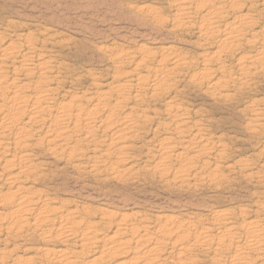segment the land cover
<instances>
[{
  "label": "rangeland",
  "instance_id": "374dc122",
  "mask_svg": "<svg viewBox=\"0 0 264 264\" xmlns=\"http://www.w3.org/2000/svg\"><path fill=\"white\" fill-rule=\"evenodd\" d=\"M0 264H264V0H0Z\"/></svg>",
  "mask_w": 264,
  "mask_h": 264
}]
</instances>
